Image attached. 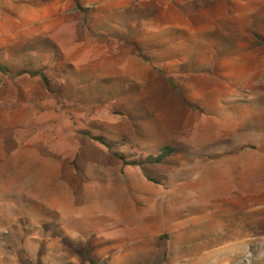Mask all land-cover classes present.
I'll use <instances>...</instances> for the list:
<instances>
[{"label": "rangeland", "instance_id": "rangeland-1", "mask_svg": "<svg viewBox=\"0 0 264 264\" xmlns=\"http://www.w3.org/2000/svg\"><path fill=\"white\" fill-rule=\"evenodd\" d=\"M0 64V264H264V0H0Z\"/></svg>", "mask_w": 264, "mask_h": 264}, {"label": "trees", "instance_id": "trees-1", "mask_svg": "<svg viewBox=\"0 0 264 264\" xmlns=\"http://www.w3.org/2000/svg\"><path fill=\"white\" fill-rule=\"evenodd\" d=\"M0 74L2 75H5V76H8L12 79L14 78H17V77H20V76H23V75H26L29 76V77H32V78H35V77H38L41 79V81L45 84V85H48V81L46 79V77L44 76V72L39 70V71H34V72H27V71H19L17 73H14L12 74L11 71L6 68L4 65L0 64ZM87 135L89 136V138L93 141H96V142H99L101 145L107 147L110 152H111V148H110V143L109 141L106 139V138H103V137H96L94 135H92L91 133L89 132H86ZM160 155L157 156V157H153V156H148L146 158H143L141 161H130V162H126V158L124 156V154L122 153H114V156L119 159L120 161L123 162V164L125 166L127 165H130L131 167H138V168H142L145 167L146 165H152V166H155V165H159L162 163V161L168 157L171 153V150L170 149H163L160 151ZM90 264H99V263H96L94 260H91L90 261ZM100 264H106V262L102 261V263Z\"/></svg>", "mask_w": 264, "mask_h": 264}, {"label": "crops", "instance_id": "crops-1", "mask_svg": "<svg viewBox=\"0 0 264 264\" xmlns=\"http://www.w3.org/2000/svg\"><path fill=\"white\" fill-rule=\"evenodd\" d=\"M195 122H196V123H195L194 125H196V126H197V125H198V124H197V122H198V121H197V120H195Z\"/></svg>", "mask_w": 264, "mask_h": 264}]
</instances>
